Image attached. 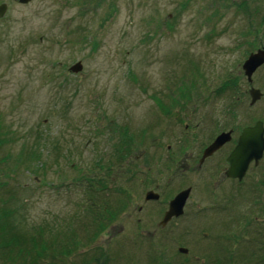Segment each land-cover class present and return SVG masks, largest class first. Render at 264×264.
I'll use <instances>...</instances> for the list:
<instances>
[{
	"label": "rangeland",
	"instance_id": "1",
	"mask_svg": "<svg viewBox=\"0 0 264 264\" xmlns=\"http://www.w3.org/2000/svg\"><path fill=\"white\" fill-rule=\"evenodd\" d=\"M0 3V199L58 249L82 241L42 261L102 250L107 264H264V159L240 182L181 164L222 127L264 121V62L250 85L242 70L264 49V0ZM186 186L182 214L160 226ZM150 188L159 197L145 202ZM90 202L115 210L92 240Z\"/></svg>",
	"mask_w": 264,
	"mask_h": 264
},
{
	"label": "trees",
	"instance_id": "2",
	"mask_svg": "<svg viewBox=\"0 0 264 264\" xmlns=\"http://www.w3.org/2000/svg\"><path fill=\"white\" fill-rule=\"evenodd\" d=\"M155 100H157L156 103L158 107L160 106L162 110L167 109L164 106L162 107V103L158 100V97H156ZM26 157H37V153L32 150L27 153ZM1 184L2 182H0L2 188L3 184ZM89 206L90 207L87 208L90 210H87L89 213V221L85 223V227L92 228L91 232L86 236L88 240H92L106 227L107 223L113 220L115 210L109 206L107 208L104 202H96V205L90 202ZM92 206L96 207L92 208ZM120 206H122V204H119L117 207ZM14 215H16L14 211L5 207L2 199H0V264H58L53 261L50 263H45L44 260L42 261L43 256L47 254V250L51 249V252H53L52 255L57 252L63 255L69 253V250H72V248L75 249L79 247L82 243L81 240H77L73 236H70L64 244L59 245L60 248L58 249V245L55 247L52 241H47L44 238L40 229L28 231L27 228H21L19 225L11 223L10 220L12 218L15 219ZM52 257L55 258L56 255ZM107 258L106 253L100 250L98 254H93L86 258L85 262L83 261L82 264H87V262L91 261L96 264H107Z\"/></svg>",
	"mask_w": 264,
	"mask_h": 264
},
{
	"label": "water",
	"instance_id": "3",
	"mask_svg": "<svg viewBox=\"0 0 264 264\" xmlns=\"http://www.w3.org/2000/svg\"><path fill=\"white\" fill-rule=\"evenodd\" d=\"M20 3H26L30 0H17ZM6 10L5 3H0V17L3 16ZM264 62V49L258 48L254 52L248 54L247 58L242 63V70L246 79L251 83V75L255 69ZM81 69V62L76 61L68 67L70 72H78ZM250 103H254L261 95L258 88L251 86L249 88ZM230 131L218 133L214 139L203 150L202 157L209 155L217 149L222 143L229 139ZM264 148L262 137V126L260 121H255L251 127H245L240 132L237 144L227 156L229 168L226 170V175L231 177L241 178L248 162L251 159L257 161L261 156ZM190 187H185L176 192L167 203V208L164 210L158 224L165 225L172 217H177L182 214L184 203L188 197ZM158 193L147 191L145 199H157ZM179 252L186 253L185 247H179Z\"/></svg>",
	"mask_w": 264,
	"mask_h": 264
},
{
	"label": "flooded vegetation",
	"instance_id": "4",
	"mask_svg": "<svg viewBox=\"0 0 264 264\" xmlns=\"http://www.w3.org/2000/svg\"><path fill=\"white\" fill-rule=\"evenodd\" d=\"M248 84L250 85L251 83L248 82ZM250 87L251 86H249V88ZM247 95L250 97L249 89L247 90ZM249 103H250V100H249ZM250 104H253V103H250ZM166 105H167V109L169 111V109L171 108V107H169V103H166ZM168 114H169V112H168ZM250 119H252V120L250 121ZM255 121H260L261 122V126H262V137H263V143H264V121H263V119H261L260 117L255 118L254 116L251 118V116H250L249 117V120L247 122H245V123H242V125H236L235 126V125H232L231 124V125H229L227 127H222L218 132H216L214 134H211L208 137H206L205 141L198 145V150L195 151V153L189 152L186 155V153L184 152V157L182 155V158H183L182 159L183 163H181V164H183L182 166L183 167H186L188 169L189 168L195 169V168H200L201 166H203L206 163V164H208V168H211L212 167V171L216 172L217 173L216 175L224 178V180H228V181H231V182H233V181L240 182L245 177V175H246V173H247V171H248L249 168H253V167H257V166L261 165V161H262V159H264V148H263V150L261 152V156L259 157V159L257 161H255L254 159H251L248 162L247 167H246V169H245V171H244V173H243V175H242V177L240 179L237 178V177H231V176H227L226 175V170L229 168V162L227 161V156L230 154V152L232 151V149L237 144V141H238V138H239V135H240V132L242 131V129L245 128V127H251L255 123ZM225 131H230V133H229V139L227 141H225L224 143H222L217 149H215L209 155H207L205 157H202V153H203L204 148L209 143H211V141L214 139V137L218 133L225 132ZM228 145H229V149L227 150L228 151L227 154L225 156L217 157V159H215L213 161L214 154H218V152L220 150L224 149ZM167 159L169 161H171V162L174 161L173 157L170 156V155L167 156ZM210 161H213V163L210 162ZM176 162H179V159H176ZM121 172L123 173V171H121ZM261 172L263 173L262 175L264 176V163L261 166ZM155 187L157 188V185ZM186 187H190V191H191V186H186ZM154 189L150 188L147 191H149V190L154 191ZM180 189H182V188H180ZM147 191L144 192V201L145 202H149L150 200H154V199H145V193ZM190 191H189V193H190ZM158 196H159V193H158ZM167 203H168V201H167Z\"/></svg>",
	"mask_w": 264,
	"mask_h": 264
}]
</instances>
